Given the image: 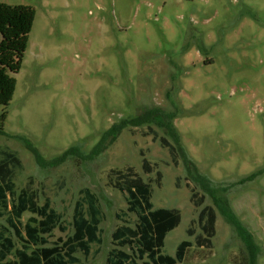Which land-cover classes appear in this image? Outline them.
Here are the masks:
<instances>
[{
	"label": "rangeland",
	"instance_id": "obj_1",
	"mask_svg": "<svg viewBox=\"0 0 264 264\" xmlns=\"http://www.w3.org/2000/svg\"><path fill=\"white\" fill-rule=\"evenodd\" d=\"M0 3L36 13L13 99L0 108V115L7 113L0 145L23 164L18 188L32 178L57 209L68 199L67 188L74 198L85 187L98 195L105 212L102 245L85 264H105L115 213L126 207L107 187L106 173L133 166L146 179L140 150L163 175L154 208L181 212L165 239L169 255L202 232L197 224L193 237L186 230L212 206V248H188L181 264H249L224 207L250 232L257 264H264V172L240 183L264 171V0ZM113 127L119 129L107 133ZM160 137L176 144L178 165ZM71 148L75 153L59 159ZM62 181L65 188L57 190ZM192 187L204 196L199 208L190 201Z\"/></svg>",
	"mask_w": 264,
	"mask_h": 264
},
{
	"label": "trees",
	"instance_id": "obj_2",
	"mask_svg": "<svg viewBox=\"0 0 264 264\" xmlns=\"http://www.w3.org/2000/svg\"><path fill=\"white\" fill-rule=\"evenodd\" d=\"M35 16V10L30 6L0 3V108H6L13 99L17 84L15 75L22 68ZM6 115V111L0 115V132ZM169 119L174 120L175 117ZM168 125L172 126L171 123ZM118 129L113 127L107 133ZM147 131L146 136L156 138L154 130ZM160 143L167 149L172 163L178 165L176 144L164 137H160ZM73 153L75 151L71 148L59 159ZM139 155L141 171L146 179L133 166L112 168L106 173L107 187L123 196L126 207L115 213L117 225L111 235L112 247L105 264H181L188 248L211 249L217 215L212 206H204L186 230L187 235L193 237V228L197 224L202 232L194 237L193 242L184 240L179 243L174 256L166 252L165 239L180 224L181 212L175 208H154L153 191L162 187L163 175L159 165L148 160L143 150ZM39 163L43 161L39 159ZM22 171L18 153L0 145V264H85L94 260L101 250L103 231L100 226L105 220L98 195L85 187L74 198L67 188L65 195L68 199L63 198L61 209H57L52 198L38 190L32 178L18 188L16 181ZM263 172L253 173L240 183L252 181ZM64 188L62 181L57 190ZM190 193L194 207H201L204 196L194 187ZM71 203V215L68 217ZM220 209L226 222L236 229L245 244L249 264H257L259 252L250 232L229 208ZM25 214L29 217L24 221ZM56 232L64 236L55 238Z\"/></svg>",
	"mask_w": 264,
	"mask_h": 264
}]
</instances>
